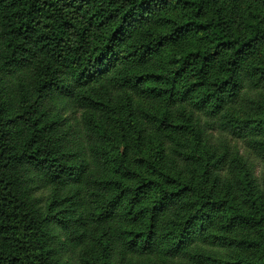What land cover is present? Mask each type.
I'll return each mask as SVG.
<instances>
[{
	"label": "trees",
	"instance_id": "1",
	"mask_svg": "<svg viewBox=\"0 0 264 264\" xmlns=\"http://www.w3.org/2000/svg\"><path fill=\"white\" fill-rule=\"evenodd\" d=\"M0 264H264V0H0Z\"/></svg>",
	"mask_w": 264,
	"mask_h": 264
},
{
	"label": "rangeland",
	"instance_id": "2",
	"mask_svg": "<svg viewBox=\"0 0 264 264\" xmlns=\"http://www.w3.org/2000/svg\"><path fill=\"white\" fill-rule=\"evenodd\" d=\"M260 170H261V168H260V167H256V169H255V173H259V172H260Z\"/></svg>",
	"mask_w": 264,
	"mask_h": 264
}]
</instances>
